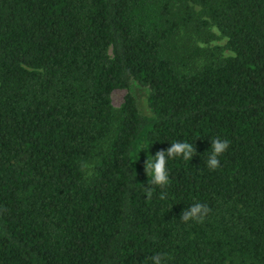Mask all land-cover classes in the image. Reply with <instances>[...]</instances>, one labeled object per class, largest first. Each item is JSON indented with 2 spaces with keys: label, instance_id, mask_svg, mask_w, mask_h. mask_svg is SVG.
<instances>
[{
  "label": "trees",
  "instance_id": "obj_1",
  "mask_svg": "<svg viewBox=\"0 0 264 264\" xmlns=\"http://www.w3.org/2000/svg\"><path fill=\"white\" fill-rule=\"evenodd\" d=\"M201 18L230 56H184ZM191 56L204 65L188 71ZM216 138L229 147L212 170ZM173 142L196 155L150 186L149 154ZM195 203L209 214L183 222ZM157 254L264 264V0H0V264Z\"/></svg>",
  "mask_w": 264,
  "mask_h": 264
},
{
  "label": "clouds",
  "instance_id": "obj_2",
  "mask_svg": "<svg viewBox=\"0 0 264 264\" xmlns=\"http://www.w3.org/2000/svg\"><path fill=\"white\" fill-rule=\"evenodd\" d=\"M229 144L227 141L219 138L212 140V148L209 152L207 166L215 170L219 167V159L225 151L228 149ZM150 148L142 146L140 152L148 150ZM196 155V147L188 142H173L171 148L167 151H160L156 154L155 159L149 154L146 164V171L149 177V185L159 186L164 188L169 183V176L167 172V162L169 159L182 158L184 161H192L193 156ZM133 174H136L135 170ZM148 199L152 198L153 192L151 187L146 189ZM163 198V197H162ZM210 209L201 203L193 204L191 211H185L182 214V221L187 223L189 221H195L202 223L209 214ZM165 257L157 254L152 257V264H163Z\"/></svg>",
  "mask_w": 264,
  "mask_h": 264
},
{
  "label": "rangeland",
  "instance_id": "obj_3",
  "mask_svg": "<svg viewBox=\"0 0 264 264\" xmlns=\"http://www.w3.org/2000/svg\"><path fill=\"white\" fill-rule=\"evenodd\" d=\"M196 12L199 13L200 9L195 8ZM204 21L201 18L195 25L188 26L182 30V33L178 36V45L181 52L186 55H192L196 50L209 51L210 53L215 52L216 54L226 57L230 56L231 53L225 50L227 39L222 36L216 27H204L200 22ZM112 54V52H111ZM188 60L189 67L188 71L204 65L203 57H193ZM128 90L117 89L112 94V102L115 109L119 110L125 102V97L128 94ZM143 93H140V96ZM142 106L145 111L147 110L146 97H141ZM92 168V165L90 166Z\"/></svg>",
  "mask_w": 264,
  "mask_h": 264
}]
</instances>
